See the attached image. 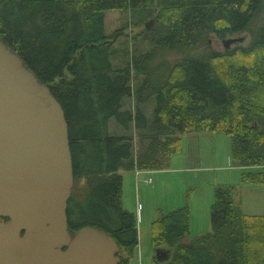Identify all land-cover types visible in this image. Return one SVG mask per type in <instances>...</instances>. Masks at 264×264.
Listing matches in <instances>:
<instances>
[{"label": "trees", "instance_id": "trees-1", "mask_svg": "<svg viewBox=\"0 0 264 264\" xmlns=\"http://www.w3.org/2000/svg\"><path fill=\"white\" fill-rule=\"evenodd\" d=\"M110 10H141L154 20L152 37L142 28L151 49L132 56L130 66L110 63L118 52L116 32L104 31ZM262 11L264 0H0V39L64 110L74 176L66 216L71 234L86 224L101 228L127 251L119 253L120 264H129L136 222L122 207L118 170L167 169L186 133L226 134L234 164L258 166L244 171L241 182L264 186V24L246 45L194 50L207 47L210 34L249 29ZM167 49L184 54L153 64ZM132 74H142L134 91ZM129 96L132 109L124 108ZM150 99L148 116L141 105ZM213 187L211 228L204 233L189 230L192 189L181 207L158 209L150 239L171 255L153 254L151 264H264V211L243 213L233 184Z\"/></svg>", "mask_w": 264, "mask_h": 264}, {"label": "water", "instance_id": "water-1", "mask_svg": "<svg viewBox=\"0 0 264 264\" xmlns=\"http://www.w3.org/2000/svg\"><path fill=\"white\" fill-rule=\"evenodd\" d=\"M36 77L0 39V264H120L111 234L88 224L67 230L74 177L67 122ZM165 256L158 247L156 259Z\"/></svg>", "mask_w": 264, "mask_h": 264}, {"label": "rangeland", "instance_id": "rangeland-1", "mask_svg": "<svg viewBox=\"0 0 264 264\" xmlns=\"http://www.w3.org/2000/svg\"><path fill=\"white\" fill-rule=\"evenodd\" d=\"M140 11V12H139ZM132 13L130 10H110L104 11V31L108 36L115 34L113 45L118 51L110 58L113 66L131 65V57L141 52H148L152 47L149 33L154 28L153 19H144V13L139 10ZM264 11L252 19L249 29L238 31V33L226 34L220 37L210 34L207 37V47H196L194 50L199 53L204 48L209 50H224L223 40L234 37L235 41L229 47L238 44L246 45L250 42L252 32L260 29L264 24ZM153 21L150 25L149 21ZM141 22L142 24H139ZM145 24H149L151 30L145 29ZM144 27V31L142 28ZM184 54L183 51L175 49L163 50L162 54L155 56L153 64L157 61L168 60L176 62ZM142 74L134 76L132 74L131 87L136 90ZM133 96L126 97L124 108H134L135 100ZM143 112L148 116L152 114L154 100L142 104ZM111 123L109 127L113 128ZM187 134V133H186ZM181 135V148L179 152L171 154L169 161L171 168L165 171L155 170L153 173L144 174L142 172L135 176V171L119 169L122 173V207L132 212L136 222L137 245L130 256L129 264H151L155 248L151 242V222L157 217L158 209L168 212L173 208L181 207L187 190L194 191L193 197L189 201L193 211L190 217L189 230L191 234L206 232L211 228L210 204L213 201L214 185L227 183L235 185V199L240 204L243 213L258 215L264 211V186L253 184L252 182H241L240 176L244 171H256V167H239L234 164L230 154V139L224 133L212 134V132L195 131L187 136ZM180 169V170H179ZM151 176V182L149 180ZM135 177L138 180H135ZM145 177V179H142ZM195 186V189H194ZM191 190V191H192ZM190 191V190H189ZM190 191V193H191ZM192 191V193H193ZM183 201L181 202V197ZM159 247H166L167 256L170 258V247L162 244ZM125 249L120 250L121 255H127Z\"/></svg>", "mask_w": 264, "mask_h": 264}, {"label": "crops", "instance_id": "crops-1", "mask_svg": "<svg viewBox=\"0 0 264 264\" xmlns=\"http://www.w3.org/2000/svg\"><path fill=\"white\" fill-rule=\"evenodd\" d=\"M194 132H191L190 134H186L187 136H189V135H191V134H193ZM167 168H171V166L169 165ZM155 170H159V169H155ZM155 170H150V169H142V170H140V171H137V170H133V172L135 171V176H137L138 178H140L138 175H140L142 172H144V174H148V173H153V172H155ZM160 170H162V171H165L166 169H160ZM180 170V169H179ZM137 177H135V180H138V178ZM142 179H145V177H143ZM150 179H151V176H150ZM151 182V181H150ZM194 189H195V186H194ZM193 195H194V191H193V193H192V195H191V198L193 197ZM183 196L181 197V202L183 201ZM192 211H193V209H192V207H190V217H191V214H192ZM190 233H191V231H190ZM197 234V233H196ZM196 234H191V235H196Z\"/></svg>", "mask_w": 264, "mask_h": 264}, {"label": "built area", "instance_id": "built-area-1", "mask_svg": "<svg viewBox=\"0 0 264 264\" xmlns=\"http://www.w3.org/2000/svg\"><path fill=\"white\" fill-rule=\"evenodd\" d=\"M149 181H151L150 176H149V180H148V182H149Z\"/></svg>", "mask_w": 264, "mask_h": 264}, {"label": "flooded vegetation", "instance_id": "flooded-vegetation-1", "mask_svg": "<svg viewBox=\"0 0 264 264\" xmlns=\"http://www.w3.org/2000/svg\"><path fill=\"white\" fill-rule=\"evenodd\" d=\"M156 251V250H155Z\"/></svg>", "mask_w": 264, "mask_h": 264}]
</instances>
